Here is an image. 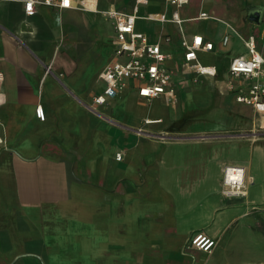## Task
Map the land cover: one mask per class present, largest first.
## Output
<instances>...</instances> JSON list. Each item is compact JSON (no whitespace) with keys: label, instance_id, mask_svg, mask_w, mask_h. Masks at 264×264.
Listing matches in <instances>:
<instances>
[{"label":"crops","instance_id":"obj_1","mask_svg":"<svg viewBox=\"0 0 264 264\" xmlns=\"http://www.w3.org/2000/svg\"><path fill=\"white\" fill-rule=\"evenodd\" d=\"M82 1L37 5L27 16L23 0H0V264H264V235L251 238L246 222L230 230L252 205L264 208V137L251 136L264 117L236 100L239 83L247 89L250 81L227 90L230 60L246 53L241 37L254 35L264 56V0L218 10L216 0L181 8L166 0H96L86 8ZM109 10L136 13V31L161 41L175 103L148 101L134 84L94 103L105 67L124 60L115 55ZM175 12L185 36L214 43L198 59L216 66L217 77L182 69ZM156 14L169 21L148 19ZM186 22L200 26L188 30ZM160 101L167 117L151 108ZM228 165L246 168V196L222 193ZM200 232L219 239L213 252L188 247Z\"/></svg>","mask_w":264,"mask_h":264},{"label":"built area","instance_id":"obj_2","mask_svg":"<svg viewBox=\"0 0 264 264\" xmlns=\"http://www.w3.org/2000/svg\"><path fill=\"white\" fill-rule=\"evenodd\" d=\"M177 8L188 4V0H166ZM74 0H23L24 11L27 16L36 13L37 5H47L59 8H72ZM145 3L147 0H137ZM83 6V3L80 2ZM106 15L114 20L116 36L113 41L116 57L124 60L110 62L101 74L104 89L94 97V103L102 105L109 98L131 84H134L140 97L150 101L158 97H164L168 102L175 103L177 100L176 90L172 85L173 73L164 66V62L170 58L161 50V41L150 42L148 37L135 29L136 13L127 14L116 10H109ZM199 18L209 19L211 16L202 12ZM148 19L160 22L169 21L165 14L148 16ZM170 21L179 26L183 34L182 46L185 49L182 69L198 76L217 77L216 66L204 65L198 59V52H212L214 43L205 40L201 35L188 38L184 35L183 22L178 12H175ZM232 32H235L231 28ZM168 40L169 38L163 37ZM246 48V53L233 57L228 67L227 90L235 89L234 80H248L250 84L247 89L242 88L239 83L236 100L253 107V109L264 117V56L257 48L254 35L246 38L241 37ZM230 41L226 34L221 45L227 46ZM50 70V68H48ZM1 78V77H0ZM39 119L45 120V112L42 106L36 109ZM149 122V121H146ZM121 160L122 153L116 155ZM222 193L227 197L247 195V170L242 165H228L224 168ZM219 239L207 233L200 232L190 237L188 247L205 253H211L218 246Z\"/></svg>","mask_w":264,"mask_h":264},{"label":"rangeland","instance_id":"obj_3","mask_svg":"<svg viewBox=\"0 0 264 264\" xmlns=\"http://www.w3.org/2000/svg\"><path fill=\"white\" fill-rule=\"evenodd\" d=\"M236 0H216V2L218 3L216 5V7H214L213 9L218 10L220 9L219 7H221L222 5H229V4H234ZM195 4V3H194ZM193 3L190 5H187L186 8L184 9V11H187V15L186 16H192L194 13L193 10H195L197 7H195ZM211 9V8H210ZM183 12V11H182ZM185 16V15H184ZM185 26L188 30H195L200 26V22H186ZM238 46L243 49L245 46L242 42L241 39V43H237ZM165 102V101H164ZM152 110L155 109V111L159 112L161 115H165L167 117L168 111H169V107L167 105V103H163V102H159L158 103V107L156 108L155 105H152ZM252 137L258 136V138H262L264 137V129L263 128H257V129H253L252 133H251ZM251 210L250 212L246 215V218L244 219L243 217H241L240 219L236 220L233 224H232V228H230V230H232L234 227L237 226V224H242L243 222H246L249 224V230L246 231V233L248 232L249 236H251V238H254L255 236L258 237L259 234L264 235V208H261L257 205H252L251 206ZM229 230V231H230ZM226 244H223L220 248V250L225 249ZM259 243H254L252 246V251H253V258L257 257L256 255H258V251L260 250L259 248ZM223 254V253H221ZM252 264H260L259 261H252Z\"/></svg>","mask_w":264,"mask_h":264},{"label":"bare ground","instance_id":"obj_4","mask_svg":"<svg viewBox=\"0 0 264 264\" xmlns=\"http://www.w3.org/2000/svg\"><path fill=\"white\" fill-rule=\"evenodd\" d=\"M90 3H89V2ZM82 3H83V7L84 8H86V7H88V6H91V7H94L95 6V3H96V0H87V5L86 4H84V1H82ZM263 129H264V127H263ZM255 137H257V136H255ZM255 137H253V139H255Z\"/></svg>","mask_w":264,"mask_h":264},{"label":"water","instance_id":"obj_5","mask_svg":"<svg viewBox=\"0 0 264 264\" xmlns=\"http://www.w3.org/2000/svg\"><path fill=\"white\" fill-rule=\"evenodd\" d=\"M260 15V11H258V10H254L251 14H250V18L252 19V20H256L257 19V17Z\"/></svg>","mask_w":264,"mask_h":264}]
</instances>
